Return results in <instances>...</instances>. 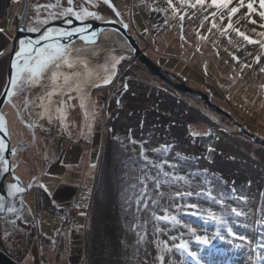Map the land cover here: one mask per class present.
<instances>
[{"label": "rangeland", "instance_id": "374dc122", "mask_svg": "<svg viewBox=\"0 0 264 264\" xmlns=\"http://www.w3.org/2000/svg\"><path fill=\"white\" fill-rule=\"evenodd\" d=\"M86 1L74 0L73 6ZM92 1L97 14L113 15L103 0ZM111 1L153 61L192 88L208 92L235 120L175 90L139 61L120 59L112 82L95 89L94 143L67 148L63 163L50 166L42 178L48 194L29 192L26 216L36 222L32 235L9 230L0 219V249L20 264H161V255L163 264H241L248 258V264H264V146L242 134L236 124L264 137V73L260 72L264 50L246 44L231 30L221 35L212 28L211 13L217 10L207 7L210 0L204 8L172 0L176 12L167 0ZM59 4L60 8L52 9L55 18L69 6L67 0H59ZM24 8L23 0H0V51L4 53L0 56V81L9 72ZM31 15L30 1L27 28ZM216 23L222 29L226 16L221 21L218 13ZM109 36L113 40V35ZM113 52L117 51L112 46L95 47L96 71L103 74V66L118 57ZM256 55L261 57L259 63ZM210 132L217 137L208 146L194 139ZM106 146H111L109 157L114 167L118 161L124 162L121 156L128 153L127 178L134 172L132 168L139 171L141 166L147 190L138 204H129L131 194L125 190L117 200L116 215L108 211V195L95 192ZM164 146L169 150L166 156L161 155ZM41 151L40 141L22 149L24 157L19 158L24 162L13 172L30 181L39 167ZM143 153L156 165L169 162L163 171L170 175L158 174L153 165L151 169L152 162L148 172L143 171L147 164L131 167L132 155ZM107 168L108 163L101 169L104 174ZM10 179L14 182L12 176ZM134 187L139 189L137 183ZM59 204L65 207L64 212H58ZM165 216L169 219H159ZM20 227L30 225L21 220L15 224ZM6 230L10 233L7 238ZM196 236H207L209 243L197 241ZM181 242H187L196 256L179 248Z\"/></svg>", "mask_w": 264, "mask_h": 264}, {"label": "snow or ice", "instance_id": "6c2138e0", "mask_svg": "<svg viewBox=\"0 0 264 264\" xmlns=\"http://www.w3.org/2000/svg\"><path fill=\"white\" fill-rule=\"evenodd\" d=\"M89 4L92 3V0H87ZM169 7L172 8L173 12H176L177 9L172 3V0H167ZM103 3L112 7L111 0H103ZM182 4H187L189 7L195 8L199 5L201 8L205 7L206 0H195L193 3L192 0H181ZM69 5L67 8H63L59 12L60 16L63 17H75L78 21H85L89 17H93L97 20H102L104 17L100 16L96 12L89 11L87 7L83 5L80 6L77 10L73 4L74 0H67ZM40 7H45L48 9L60 8L59 0L56 4H48L43 6H37V12H39ZM207 7L215 8L217 11L211 13L212 19V28H215L221 32V35H227L231 30L236 34L237 37H240L243 42H246L248 45H259L260 49L264 50V31H257L256 25L260 29H264V0H210V3H207ZM245 11L241 13V10ZM155 11H163V9H154ZM219 13V18L221 21L227 18V23L225 26L220 29L216 23V17ZM119 12H116V15H119ZM57 13L50 12L49 16L55 18ZM256 17V18H254ZM235 18V22H233ZM258 18V19H257ZM27 16L22 18L26 20ZM184 16H180V20L183 21ZM205 20L208 19L207 16L204 17ZM244 21V25H240V22ZM40 24H47L48 20H40ZM68 24H72V20L67 21ZM247 25H252L253 27L247 28ZM203 25H201L202 27ZM88 27H76L71 30L66 29H52L49 28L38 40H20L19 41V50L14 53V59L10 64V74L7 82V91L5 96L7 102L12 105L13 108H18L15 103H12L13 98L19 96L23 93L28 92L31 88L43 89L42 92H38L35 100L25 99V108L32 106H39L43 109L40 113H37V116L40 119L47 118L49 122L53 119H59L63 124L64 128L67 129L68 125L67 120V110L75 105H71L68 101L76 99L71 95L75 92L80 101V107L84 109V116L87 120L89 115L92 118H95L94 111L89 113L88 107L86 106L85 101L89 98V93L87 89L89 87L95 86L99 87L101 83L107 85L112 82L113 77L115 76L116 65L119 63L121 57H113L111 65L108 64L103 66V74L99 71L94 70L87 59L83 55L85 49L76 48L72 45L71 42L68 44H62L58 39L54 40V35L57 37L70 38L73 35L80 34V39L86 41L89 44H95L96 42V32H92L90 35H84L88 31ZM127 27V25H124ZM241 27H244L245 30L242 31ZM24 29H21L23 31ZM39 29L37 27H28L27 31L36 32ZM3 31V29H0ZM211 31V29H209ZM252 34H255L254 38ZM200 39H207L205 36H201ZM41 41H46L42 46L37 47L41 44ZM230 44L233 43L231 37H229ZM4 53L0 51V56ZM95 54V50H93ZM248 55H252L251 52ZM234 60H239V57L233 56ZM260 55L255 56V61L260 62ZM246 67L249 65H245ZM260 72L264 73V67L260 68ZM127 85H125V88ZM54 97H60L59 100H54ZM67 97V101L63 98ZM36 100H39V105H36ZM94 107V106H93ZM22 119V117H21ZM29 129L36 127L35 124L28 123L26 125ZM86 127L91 131V126L86 124ZM0 132L4 133V136L9 135L8 122L3 113H0ZM4 136H0V153H3L7 150V144L5 142ZM15 149H13V155H15ZM7 164V161L4 160V157L0 155V166ZM95 167V165H92ZM4 170L7 171V167H4ZM19 181V177L16 178ZM30 184L28 187H31ZM40 187L45 188L46 186L40 185ZM27 189L21 187L20 184L14 183L9 185V195L15 196L16 194L24 193ZM8 212L11 214H17L18 209L15 205L7 206L4 202V197L0 196V212ZM234 211V210H233ZM159 219H169V217H159ZM172 220H175V217H171ZM14 226L15 221H10ZM194 231V230H193ZM10 235V233L5 232V237ZM240 239H244L241 237ZM196 240L204 244L209 243L207 236H196ZM179 248L189 251L187 242H181L178 245ZM189 254L193 257L196 256L195 252L189 251ZM161 264H163L164 257L161 255L159 257Z\"/></svg>", "mask_w": 264, "mask_h": 264}, {"label": "flooded vegetation", "instance_id": "af4514ba", "mask_svg": "<svg viewBox=\"0 0 264 264\" xmlns=\"http://www.w3.org/2000/svg\"><path fill=\"white\" fill-rule=\"evenodd\" d=\"M80 6L81 5L77 6L76 9L79 10ZM83 6L87 7L89 9V11L95 12V1H92L91 4H89L86 1L85 4H83ZM113 11H112V14L115 15V17L113 15L112 16L109 15L107 17L115 19L119 22H125L124 20L121 21L117 17L116 12L115 11L113 12ZM120 14H121V12H120ZM121 16H122V14H121ZM63 19H66L65 24L62 27H58V28H54V29L71 30L72 29L71 27L73 25H75L76 22H81V21L76 20L75 17L72 18V17L61 16V17H57L53 20H49L48 23H51V22L56 21V20H63ZM69 19L72 20V24L67 23V21ZM88 19L95 20V18H93V17H89ZM122 19H123V16H122ZM47 24H40L38 22V23H35L34 25L30 24L29 27L30 26L31 27H37L40 30L42 27H44ZM76 27H84V26H76ZM76 27H73V28H76ZM109 34L113 35V38H112L113 40H111V37L109 36ZM77 36L79 38L78 41L74 40L71 43L76 48L85 49V51L83 52V55L87 57V59L90 63V66L94 70H95V58L98 57V56H95V54H93V50H95V47L99 46L100 49L101 48L102 49H104V48L109 49L110 46L114 47L118 41L123 39L116 32L109 31V32H107L104 35L99 37V41L104 43V44H102V45L92 44L89 46H84L88 42L82 41L80 39V34H77ZM17 49H18V47H17ZM7 81H8V71L6 72V76L3 77V79L0 81V96L2 95V93L5 89ZM42 91H43V89L31 88L28 90V92L23 93V94L13 98L12 103H15L18 106V108H13L10 103L6 102L5 106L2 108V111H1V113H3L5 115L7 122H8L10 148H9V146H7V151L13 152V149H16L18 144H20V145L30 144L31 142H33L34 138H33V134L31 132V130L36 134V141L35 142L37 143L40 141V143L42 145V151L40 152V154L38 156V157H40L39 167L31 174L32 177L39 172L41 166L43 165V162H44L46 155H47L48 160L49 159L54 160V159L58 158L51 165H53L57 162H60V161H61V163H63L64 160L62 158L64 157V155L67 151V148H69L71 146H82V145L92 146V144L94 143V140H95V118L93 119L92 116L89 115L88 119L87 120L85 119L84 109H82L80 107V101H79V98L75 92L71 93V95L74 97H77V98L68 101L69 104L75 105V107H71L67 110V120H66V123L68 125L67 129L64 128L63 124L60 122L59 119H53L51 122H49L47 120V118L40 119L37 116V113H40L41 111H43V109L40 108L39 106H35V107L29 106V107L25 108V99L27 98L29 100H35L37 93L42 92ZM87 91L89 93V98L85 101L86 106L88 107L89 113H92L93 111L95 113V86L89 87L87 89ZM53 99L59 100L60 97H54ZM63 99L67 101V97H64ZM39 103H40V101L36 100V105H39ZM21 117H22V119H21ZM29 119L33 120L32 124L36 125L35 128L29 129L28 127H26V124L30 123ZM86 124L91 126V131H89V129L86 127ZM40 125H42V126H40ZM38 126H40V127H38ZM21 134H22L23 139L21 138ZM25 134L27 137H25ZM0 136H2V134H0ZM21 151H22V149L18 150L17 153L15 155H12V157H11V160H12L11 169L13 168L12 170L14 172H17L19 167H20V164L22 162H24L22 160V158L21 159L19 158V156L24 157V155L21 154ZM2 154L3 153H0V155H2ZM4 167H6V165L0 166V179L3 177L4 174H7L8 176L5 179V183L12 182V180L10 179L11 178V172L9 170L5 171ZM22 179H23V177H22ZM27 181H28V179H23L24 183H26ZM43 191L44 190L42 187L37 190L38 194H41ZM27 195L25 196V200H26ZM53 203H55V201H53ZM57 208L59 210L58 212H60V213L64 212V210H65V207H63L60 204H59V206H57ZM28 209L29 208H27V210ZM26 213L19 221L25 220L30 225L29 228H26V227L15 228V225L13 227H10V225L7 222V219H3V220H5L6 223L8 224L9 230L20 231L22 234L29 237L33 233V229L31 227H33L36 224V222L31 216L30 217L26 216ZM18 222H16L15 224H17Z\"/></svg>", "mask_w": 264, "mask_h": 264}, {"label": "water", "instance_id": "95a60500", "mask_svg": "<svg viewBox=\"0 0 264 264\" xmlns=\"http://www.w3.org/2000/svg\"><path fill=\"white\" fill-rule=\"evenodd\" d=\"M25 2V8L23 11V14L20 18L19 26L17 33L14 38V46L13 50L11 53V59H10V64L11 61L14 59V53L19 50V41L20 40H38L44 32H46L49 28H58L62 27L66 19L63 20H56L51 23H48L44 27H42L39 31L37 32H29L27 31L26 27V20H23L22 23V18L25 17V15L28 17L29 11H30V0H24ZM111 4L114 5V3L111 1ZM112 8V7H111ZM113 9V8H112ZM115 12H119L118 9L114 5ZM120 13V12H119ZM117 17L123 21L121 14L117 15ZM73 18V17H72ZM75 20V19H74ZM124 25H127L125 22H119L115 19L109 18V17H104L103 20H92L88 19L85 21L81 22H76L75 25H73L71 28L76 27V26H90L88 27V31L84 33V35H90L92 32H96V42L95 44L102 45L104 43L99 41V37L104 35L105 33L109 31H114L117 34H119L127 43L128 45V52H126L125 57H130L134 61H139L150 73H152L155 77L163 80L165 83L171 85L175 90L188 95L192 96L194 98L200 99L201 101L205 102L210 110H214L216 112H219L221 114H224L225 116H228L231 119H234V116L231 112L226 110L225 108L221 107L217 103L213 101L212 96L203 90L192 88L189 86L186 81H184L182 78H180L178 75L174 74L167 68H164L160 64L156 63L153 61L147 54L146 49L142 48L138 41L135 39V37L129 32V26L124 27ZM21 29H24L21 31ZM54 40L58 39L60 43L62 44H67L69 42H72L74 40L78 41V36L73 35L70 38H65V37H57L54 35L53 37ZM46 41H41L40 45H37V47L42 46ZM92 44L86 43L84 46H89ZM106 46V45H105ZM18 47V49H17ZM115 53V52H113ZM117 54V53H115ZM9 74H10V65H9V72H8V79H9ZM8 82V81H7ZM7 86V84H6ZM5 86V89L0 96V113L2 111V108L5 106L7 102V98L5 96V92L8 90L7 87ZM97 87H95L96 89ZM235 120V119H234ZM30 123H32V119H29ZM22 123V122H21ZM23 124V123H22ZM238 125L239 130L242 132V134L246 135L247 137L251 138L254 142L259 143L264 146V137L259 136L258 134L250 132L246 127L242 126L240 123L236 122ZM27 125V124H26ZM25 126V125H24ZM27 127V126H26ZM33 134L34 141L31 142L30 144H18L17 148L15 149V154L17 153L18 150L20 149H26L31 147L35 141H36V134L31 130ZM2 136H4L3 132H0ZM5 142L7 143V146L10 148V138L8 136H4ZM13 155V152L5 151L3 152L2 156L4 157V160L7 161L6 167L7 170L11 172V176L14 180V182H9L5 183V179L8 176L7 174H4L3 177L0 179V196L4 197V202L6 207L7 206H12L15 205V207L19 210L17 214H11L8 212H0V219H7L8 224L10 227H13V225L10 223V221H15L18 222L27 212V202L25 201V196L33 191V190H38L40 189V185H42V178L44 175L47 173L49 170V167L52 163H54L58 158L54 160H48L47 155L45 156L43 165L41 166L38 174L34 175L30 181L24 183L23 179L16 175L13 172V168L11 169L12 166V160L11 157ZM17 177H19V181H17ZM19 183L21 187H25L27 190L24 193L16 194L15 196H10L9 195V185L14 184V183ZM32 185L31 187H28L29 185ZM0 264H20L16 260H14L10 255H8L5 251L0 249Z\"/></svg>", "mask_w": 264, "mask_h": 264}, {"label": "trees", "instance_id": "16d2710c", "mask_svg": "<svg viewBox=\"0 0 264 264\" xmlns=\"http://www.w3.org/2000/svg\"><path fill=\"white\" fill-rule=\"evenodd\" d=\"M1 35V34H0ZM197 137V136H196ZM217 135L215 132H210V134L208 135H204V136H200L194 139H198L200 140V145L201 146H208L211 142H213L216 139ZM144 141V140H143ZM142 141V142H143ZM139 145H141V143H139ZM165 147V148H164ZM163 148H161V155L162 156H166L169 153L168 150V146H164ZM111 146H106L105 147V154L102 158V163L100 166V172L97 176V180H96V195H100V194H107L108 198H109V203H108V211L110 214L115 215L118 213V208H117V200L121 198V196L124 194V191L126 190L127 193H130V199H129V204H138V200L140 197H142V193L146 192L147 190L146 188V184H144V179H142V174L140 172V170L142 169L141 166L139 168V171H135L134 168L133 169V173L132 175L127 178V175L124 174L125 172V168H126V156L128 153H125L123 156H121L122 159H120V161H124L122 163L119 164L115 163V167H114V163H112V161L110 160V151H111ZM158 149H160V146L158 147ZM136 153V152H135ZM137 154V153H136ZM106 161V158H108ZM110 160V161H109ZM135 160V161H134ZM183 161V160H182ZM152 162V163H150ZM108 163V168H107V174H104L101 170L102 167ZM130 165L131 167L133 166V164H138V165H146V168H144L145 166H143V171H145V169H147L148 172V163L150 168L153 165L158 174H162V175H170L169 173H165L163 171V166L167 165L166 160H163L159 165H156L153 160H149L145 154H140L139 156L136 155H132V159L130 160ZM129 165V166H130ZM152 169V168H151ZM106 175V177H105ZM137 183V188L136 189L134 187V184ZM237 189L235 188L234 191H236ZM43 194H48L46 191H44ZM127 195V194H125ZM47 196V195H46ZM131 200V201H130ZM135 202V203H134ZM215 249H220L218 248V246L213 247ZM225 249V248H224ZM221 250H223V248H221Z\"/></svg>", "mask_w": 264, "mask_h": 264}, {"label": "crops", "instance_id": "0c3cea01", "mask_svg": "<svg viewBox=\"0 0 264 264\" xmlns=\"http://www.w3.org/2000/svg\"><path fill=\"white\" fill-rule=\"evenodd\" d=\"M30 1H31V11H32L31 17L33 16V18H31L29 16V21H28L29 25L30 24L34 25L35 23H38L40 20H44V19H47L48 21L52 20L51 19L52 17L49 16V13L53 12L52 9H48V8H45V7H40L39 12H37V6L48 5L47 3L49 1H53V0H30ZM50 4H52V3H50ZM44 9L46 10V12L43 11ZM0 29H3V28L0 27Z\"/></svg>", "mask_w": 264, "mask_h": 264}, {"label": "bare ground", "instance_id": "6f19581e", "mask_svg": "<svg viewBox=\"0 0 264 264\" xmlns=\"http://www.w3.org/2000/svg\"><path fill=\"white\" fill-rule=\"evenodd\" d=\"M126 23V22H125ZM115 47V49H116V51H117V55H118V57H121V60H122V58H125V56H126V52H128L127 50H128V45H127V43L125 42V40H120V41H118L117 43H116V45L114 46ZM147 52V51H146ZM109 65V67H110V65H111V62L108 64ZM117 66V65H116ZM250 257V256H249ZM248 259H250V258H248ZM247 259V260H248ZM243 261V262H241V264H248V261Z\"/></svg>", "mask_w": 264, "mask_h": 264}]
</instances>
